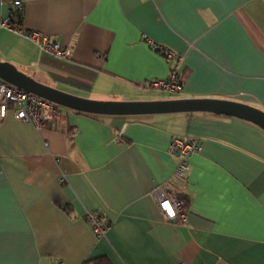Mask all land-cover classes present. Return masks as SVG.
Returning <instances> with one entry per match:
<instances>
[{"label": "crops", "instance_id": "obj_1", "mask_svg": "<svg viewBox=\"0 0 264 264\" xmlns=\"http://www.w3.org/2000/svg\"><path fill=\"white\" fill-rule=\"evenodd\" d=\"M15 0H0V19ZM16 24L60 40L69 58L0 25V59L94 100L222 99L264 110V0H21ZM184 57L178 94L143 89ZM37 128L0 120V264H264V128L216 111L105 114L61 105ZM202 142L174 184L189 220L155 189L179 163L173 136ZM87 210L112 222L97 237Z\"/></svg>", "mask_w": 264, "mask_h": 264}, {"label": "built area", "instance_id": "obj_2", "mask_svg": "<svg viewBox=\"0 0 264 264\" xmlns=\"http://www.w3.org/2000/svg\"><path fill=\"white\" fill-rule=\"evenodd\" d=\"M23 2L14 1L12 15L0 19V25L16 33L26 36L35 42L40 50L48 52L59 58H69L70 49L60 40L51 38L48 34L37 30H26L15 23L13 17H21ZM151 46L159 50L165 58L173 61L170 73L166 78H155L143 83V89L178 94L183 91L184 85L181 79L179 64L183 55L174 49L164 46L153 40H148ZM12 114L15 118L30 122L37 128H43L50 122L58 121L61 118V105L44 98L36 93L27 91L0 77V120ZM202 142L199 139L187 136L175 135L170 144V152L179 158V163L169 181L159 185L155 189L157 202L161 210L169 219L177 220L181 223H187L189 220V207L179 191L175 189L174 184L185 181L186 173L190 168L189 159L192 155L201 152ZM169 203L174 217L169 210L164 207ZM97 237H104L112 225V222L106 218L100 210H87L85 215ZM53 264H66L61 260Z\"/></svg>", "mask_w": 264, "mask_h": 264}, {"label": "water", "instance_id": "obj_3", "mask_svg": "<svg viewBox=\"0 0 264 264\" xmlns=\"http://www.w3.org/2000/svg\"><path fill=\"white\" fill-rule=\"evenodd\" d=\"M0 77L4 80L79 111L105 114H142L179 111H216L253 121L264 128V110L250 104L222 99L180 98L151 101L94 100L48 86L0 59Z\"/></svg>", "mask_w": 264, "mask_h": 264}, {"label": "trees", "instance_id": "obj_4", "mask_svg": "<svg viewBox=\"0 0 264 264\" xmlns=\"http://www.w3.org/2000/svg\"><path fill=\"white\" fill-rule=\"evenodd\" d=\"M182 197V196H181ZM183 198V197H182ZM184 199V198H183ZM185 200V199H184ZM83 264H112L111 261L106 257H98L91 260L86 261Z\"/></svg>", "mask_w": 264, "mask_h": 264}, {"label": "clouds", "instance_id": "obj_5", "mask_svg": "<svg viewBox=\"0 0 264 264\" xmlns=\"http://www.w3.org/2000/svg\"><path fill=\"white\" fill-rule=\"evenodd\" d=\"M166 205H167L168 207H166ZM164 207L167 208V209L169 210L170 214L174 217L175 213L172 212V209H171V207H170V204H169V203H165V204H164Z\"/></svg>", "mask_w": 264, "mask_h": 264}, {"label": "snow or ice", "instance_id": "obj_6", "mask_svg": "<svg viewBox=\"0 0 264 264\" xmlns=\"http://www.w3.org/2000/svg\"><path fill=\"white\" fill-rule=\"evenodd\" d=\"M166 207H168V206L166 205Z\"/></svg>", "mask_w": 264, "mask_h": 264}, {"label": "rangeland", "instance_id": "obj_7", "mask_svg": "<svg viewBox=\"0 0 264 264\" xmlns=\"http://www.w3.org/2000/svg\"><path fill=\"white\" fill-rule=\"evenodd\" d=\"M63 107H65V106H63Z\"/></svg>", "mask_w": 264, "mask_h": 264}]
</instances>
